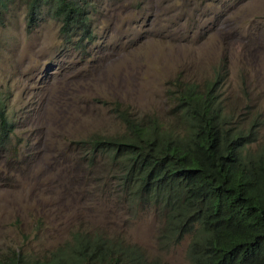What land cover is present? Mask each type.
<instances>
[{
	"label": "rangeland",
	"instance_id": "374dc122",
	"mask_svg": "<svg viewBox=\"0 0 264 264\" xmlns=\"http://www.w3.org/2000/svg\"><path fill=\"white\" fill-rule=\"evenodd\" d=\"M26 1L6 0L0 16V96L13 144L20 139L0 149V255L12 246L53 249L84 218L150 258L191 264L192 233L164 247L163 216L151 208L124 221L127 204L99 193L104 162L80 161V142L122 132L115 108L168 119L174 78L201 82L214 73L225 80V110L258 115L264 135V0H86L94 39L84 50L62 41L46 10L28 26Z\"/></svg>",
	"mask_w": 264,
	"mask_h": 264
},
{
	"label": "trees",
	"instance_id": "16d2710c",
	"mask_svg": "<svg viewBox=\"0 0 264 264\" xmlns=\"http://www.w3.org/2000/svg\"><path fill=\"white\" fill-rule=\"evenodd\" d=\"M26 5L28 26L34 27L46 10L60 22L65 44L84 50L93 41L86 0H27ZM6 11V0H0V16ZM172 84L168 119L115 108L124 130L86 136L80 161L104 162L99 193L127 204L132 215L124 221L150 208L163 216L162 246H174L191 232V264H264L262 121L258 115L236 118L234 110H225L220 73L201 82L177 77ZM14 129L0 96V149L20 144V139L13 144ZM109 213L123 215L117 205H110ZM82 219L81 227L53 249L34 253L12 246L0 255V264H165L121 232Z\"/></svg>",
	"mask_w": 264,
	"mask_h": 264
},
{
	"label": "clouds",
	"instance_id": "9594fccd",
	"mask_svg": "<svg viewBox=\"0 0 264 264\" xmlns=\"http://www.w3.org/2000/svg\"><path fill=\"white\" fill-rule=\"evenodd\" d=\"M260 128H261V126L259 127V133H260Z\"/></svg>",
	"mask_w": 264,
	"mask_h": 264
}]
</instances>
